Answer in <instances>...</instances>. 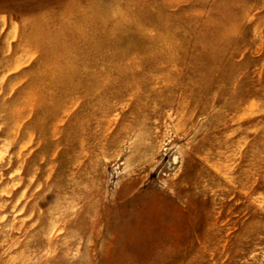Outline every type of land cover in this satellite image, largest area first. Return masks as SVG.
I'll use <instances>...</instances> for the list:
<instances>
[{
  "label": "rangeland",
  "instance_id": "rangeland-1",
  "mask_svg": "<svg viewBox=\"0 0 264 264\" xmlns=\"http://www.w3.org/2000/svg\"><path fill=\"white\" fill-rule=\"evenodd\" d=\"M0 264H264V0H0Z\"/></svg>",
  "mask_w": 264,
  "mask_h": 264
}]
</instances>
